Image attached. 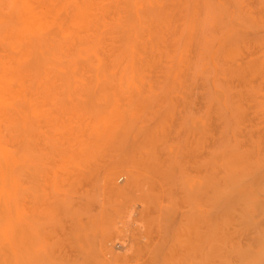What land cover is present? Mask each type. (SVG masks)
I'll return each mask as SVG.
<instances>
[{
    "label": "rangeland",
    "instance_id": "obj_1",
    "mask_svg": "<svg viewBox=\"0 0 264 264\" xmlns=\"http://www.w3.org/2000/svg\"><path fill=\"white\" fill-rule=\"evenodd\" d=\"M81 8L42 55L81 84H35L0 151V264H264V0Z\"/></svg>",
    "mask_w": 264,
    "mask_h": 264
},
{
    "label": "bare ground",
    "instance_id": "obj_2",
    "mask_svg": "<svg viewBox=\"0 0 264 264\" xmlns=\"http://www.w3.org/2000/svg\"><path fill=\"white\" fill-rule=\"evenodd\" d=\"M21 1V5L17 3ZM90 0H13L15 15L20 20L26 18L23 26L8 25L0 37L3 45L4 56L0 59V151H8L6 143L9 137L18 136L21 118H24L19 110L20 104L32 106V98L27 97L29 89H34L37 84L42 86L58 87V84H81V69L79 63L72 61L55 64L42 55L54 56L81 40V28H88L85 11L81 8L88 5ZM21 11V12H20ZM1 13V12H0ZM28 18V20H27ZM34 28L36 34L28 31ZM56 32L62 37V48L52 52L49 44H54L50 34ZM38 34L43 35L39 36ZM68 76V77H67ZM31 90V91H32ZM42 90L39 92L41 94ZM24 93V94H23ZM23 95L21 99H18ZM25 122H23L24 125ZM14 163H17L16 158ZM1 169V165H0ZM4 191H2L3 193ZM7 211L12 214L11 205H7ZM191 216L185 218V229L191 233L193 226ZM150 264V262H149Z\"/></svg>",
    "mask_w": 264,
    "mask_h": 264
}]
</instances>
